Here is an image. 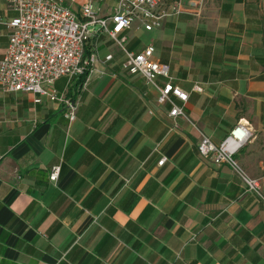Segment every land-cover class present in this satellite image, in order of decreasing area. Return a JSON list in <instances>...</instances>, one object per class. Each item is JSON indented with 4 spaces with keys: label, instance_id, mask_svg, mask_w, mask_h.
Here are the masks:
<instances>
[{
    "label": "crops",
    "instance_id": "crops-1",
    "mask_svg": "<svg viewBox=\"0 0 264 264\" xmlns=\"http://www.w3.org/2000/svg\"><path fill=\"white\" fill-rule=\"evenodd\" d=\"M83 1L69 5L79 12ZM183 3L189 11L159 27L123 32L129 50L152 45L168 65L188 94L183 115L120 68L107 36L92 41L98 59L83 86L53 85L76 101L72 121L58 101L0 88V264H264V0ZM0 15H14L4 0ZM237 123L251 136L233 157L261 195L198 152L202 134L218 145Z\"/></svg>",
    "mask_w": 264,
    "mask_h": 264
},
{
    "label": "built area",
    "instance_id": "built-area-1",
    "mask_svg": "<svg viewBox=\"0 0 264 264\" xmlns=\"http://www.w3.org/2000/svg\"><path fill=\"white\" fill-rule=\"evenodd\" d=\"M4 1L14 15L7 19L0 15V27L8 30L7 45L0 54V88L3 91L33 93L35 103L41 102L42 97L58 101L67 107L66 117L74 120L76 101L55 93L53 85L60 77L79 79L84 76L80 84L83 86L94 72L98 59V50L92 47V41L107 36L124 55L120 68L130 75H141L153 86L157 90V103L170 105V116L184 114L182 106L188 94L169 81L168 65L153 59L152 45L139 52L129 50L123 34L136 21L149 31L159 27L167 16L188 12L183 0L174 1L168 9L161 7V0H116L108 14H101L99 6L105 0H84L79 12L69 5L77 0ZM185 1L188 6L200 7L204 0ZM103 58V62H109L113 55L109 53ZM160 77L168 81L160 83ZM194 89L198 91L200 87ZM173 96L182 104H176ZM250 136L248 127L237 123L218 145L202 134L197 149L214 164H227L236 169L246 190L261 195L258 182L245 175L233 157ZM165 161L166 157L161 156L158 164ZM58 174L59 167H55L49 179L56 181Z\"/></svg>",
    "mask_w": 264,
    "mask_h": 264
},
{
    "label": "rangeland",
    "instance_id": "rangeland-1",
    "mask_svg": "<svg viewBox=\"0 0 264 264\" xmlns=\"http://www.w3.org/2000/svg\"><path fill=\"white\" fill-rule=\"evenodd\" d=\"M113 43H114V42H112V43L110 44V49L113 50V51L115 52V51H117V49H116L117 47H116V44H115V43L113 44Z\"/></svg>",
    "mask_w": 264,
    "mask_h": 264
},
{
    "label": "trees",
    "instance_id": "trees-1",
    "mask_svg": "<svg viewBox=\"0 0 264 264\" xmlns=\"http://www.w3.org/2000/svg\"><path fill=\"white\" fill-rule=\"evenodd\" d=\"M83 80H84V76H81V77L78 79L77 84H78V85L81 84V83L83 82Z\"/></svg>",
    "mask_w": 264,
    "mask_h": 264
}]
</instances>
